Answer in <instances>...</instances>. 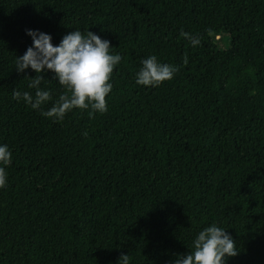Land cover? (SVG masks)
Masks as SVG:
<instances>
[{
	"label": "trees",
	"instance_id": "1",
	"mask_svg": "<svg viewBox=\"0 0 264 264\" xmlns=\"http://www.w3.org/2000/svg\"><path fill=\"white\" fill-rule=\"evenodd\" d=\"M26 29L110 41L107 111L42 115L66 92L51 71L40 109L13 98L35 92ZM149 55L174 77L137 85ZM0 143V264H173L212 223L227 264H264V0H0Z\"/></svg>",
	"mask_w": 264,
	"mask_h": 264
},
{
	"label": "clouds",
	"instance_id": "2",
	"mask_svg": "<svg viewBox=\"0 0 264 264\" xmlns=\"http://www.w3.org/2000/svg\"><path fill=\"white\" fill-rule=\"evenodd\" d=\"M26 34L31 37L32 44L22 55H16L15 69L23 73L30 68L36 73L28 85L35 92L14 89V99L22 98L32 109H40L51 99L50 90L41 88L45 79L42 73L51 71L66 92L61 93L47 111H42V115L62 120L73 108L90 109L95 113L107 111L106 97L113 87L110 77L122 59L119 53L110 51L109 40L89 29L85 33L79 29L67 32L58 44H53L51 34L38 29H26ZM181 35L193 47L199 44L198 36L184 31ZM183 62L187 63L186 57ZM140 65L135 73V83L142 86L156 87L171 80L178 71L176 65L161 63L155 55L142 59ZM11 159L9 146L0 143V188L7 182L6 166ZM237 254L231 234L212 223L195 235L191 250L187 254H178L173 264H227V258ZM117 264H129L128 254H122Z\"/></svg>",
	"mask_w": 264,
	"mask_h": 264
}]
</instances>
